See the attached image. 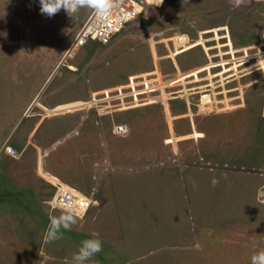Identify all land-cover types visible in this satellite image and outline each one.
I'll return each mask as SVG.
<instances>
[{"label": "rangeland", "instance_id": "obj_1", "mask_svg": "<svg viewBox=\"0 0 264 264\" xmlns=\"http://www.w3.org/2000/svg\"><path fill=\"white\" fill-rule=\"evenodd\" d=\"M139 1L135 25L67 58L93 8L73 18L61 8L48 17L39 0H0V264H71L93 232L102 250L89 264H251L264 250V71L244 72L239 84L227 85L241 88L227 95H241L228 100L239 105L233 108L200 113L196 93L215 80L202 79L201 44L263 42L264 0H190L177 12L173 0ZM175 35L193 44L176 55L177 66L165 45ZM209 99L204 95L202 103ZM46 109L54 114L25 134ZM122 122L130 132L118 136L113 127ZM89 123L93 137L103 135L98 147L85 141ZM173 132L194 137L176 140ZM6 143L21 156L3 159ZM176 165L194 166L207 185L199 208L186 191L192 171L171 175L169 184L162 175L144 176ZM59 180L95 192L99 205L46 243L49 217L60 215L47 203ZM117 210L129 219L119 223Z\"/></svg>", "mask_w": 264, "mask_h": 264}, {"label": "built area", "instance_id": "obj_2", "mask_svg": "<svg viewBox=\"0 0 264 264\" xmlns=\"http://www.w3.org/2000/svg\"><path fill=\"white\" fill-rule=\"evenodd\" d=\"M110 5L106 14H98L94 9L89 15L85 23L81 26L75 38L69 45L66 57H72L77 54L81 49L91 42H100L101 44L109 43L114 37L122 33L127 27L135 25L139 20L143 11V5L139 0H106ZM227 35L224 43H228L229 35ZM186 37V38H185ZM175 35L169 38V43H165L167 50L169 51L170 58L175 66L176 55L178 52L190 47L191 42L187 36ZM214 37V36H213ZM206 38V37H205ZM211 38L207 37L206 39ZM263 42L255 44L254 46L235 48L232 46H218L219 40H212L210 42H216V44L209 45L210 42H204L201 46L204 47L207 54V64L203 66L202 70L206 73L202 79H215L213 83L201 84L197 87L196 93L199 94L198 106L199 112H203L201 109L206 108L208 111L203 113H209L212 111L217 112L233 108L237 105H229L228 100L239 98V96L231 95L227 98L228 94H234L235 92H241L239 86L228 87L231 82L237 81L239 84V78L244 74H250L254 70L262 69L264 71V36H262ZM217 46L213 49H207L208 47ZM227 47V50L221 51L220 48ZM217 49V53L210 54L208 52ZM249 50H252L250 52ZM65 57V58H66ZM218 58V59H217ZM254 59H258L254 62ZM158 64L156 63V67ZM155 72V71H154ZM213 72V73H212ZM240 73V75H238ZM213 75V77H211ZM212 82V81H211ZM203 95H209V102L205 105L202 104ZM173 95H169L171 98H175ZM234 96V97H232ZM223 103L225 105H223ZM189 108V107H188ZM198 112V113H199ZM114 134L118 136H125L130 132V126L126 122L117 123L113 127ZM4 151L13 158H19L21 152L12 144H4ZM56 191L53 197L47 202L51 208L61 210L66 203H71L79 210V219H84L88 213L96 206L99 205V201L95 197V192L91 195H87L79 189L69 185L66 182L59 180L54 183ZM96 190V189H95Z\"/></svg>", "mask_w": 264, "mask_h": 264}, {"label": "clouds", "instance_id": "obj_3", "mask_svg": "<svg viewBox=\"0 0 264 264\" xmlns=\"http://www.w3.org/2000/svg\"><path fill=\"white\" fill-rule=\"evenodd\" d=\"M42 14L52 17L61 8L72 17L79 9L93 8L98 14H106L110 5L106 0H39ZM213 184L217 183L215 179ZM79 219V210L71 203H66L60 210V215L50 216L43 239L46 243L54 242L63 235L62 229L71 230ZM102 250V240L98 233H91L89 238L80 242L76 252L72 254L71 264H89L92 258ZM251 264H264V250L258 251L251 256Z\"/></svg>", "mask_w": 264, "mask_h": 264}, {"label": "crops", "instance_id": "obj_4", "mask_svg": "<svg viewBox=\"0 0 264 264\" xmlns=\"http://www.w3.org/2000/svg\"><path fill=\"white\" fill-rule=\"evenodd\" d=\"M165 1H167V0H165ZM188 1H190V0H173L172 1V5H173V8H175L173 11L174 12H177L178 10H184V9H186V8H188V6H185V3H187ZM187 48H189V47H187ZM81 96H83V94L82 95H76V99H73V100H70V101H67V102H73V101H77V100H83V98H85V97H81ZM204 96V95H203ZM203 96H201L202 97V101H203ZM209 96V95H208ZM61 104V103H60ZM203 105H204V103H202ZM203 112H204V110H205V108H202L201 109ZM46 111H47V114L46 115H44L43 117H45V118H43V119H40L39 121H38V123H36V125H34V127L32 128V129H28L27 131H26V133L25 134H27L28 136H30L34 131H36L37 129H39L40 128V126H41V124L43 123V120H45L46 118H48L49 116L48 115H53L54 113H52L51 114V112H54L55 111V109H46ZM208 111V110H207ZM218 111V110H217ZM50 112V113H49ZM190 114H191V116H190ZM46 116H48V117H46ZM184 115H182V116H180V117H183ZM187 116H190V117H192V113H191V111H189V114H187ZM176 117H173V119L172 120H174ZM192 122H193V119L191 120ZM194 123V122H193ZM93 128H94V125L93 124H91V123H89L88 125H87V128L85 129V133H84V138H85V141L88 143V145L87 146H91V147H93V145L95 146V147H98L99 146V140H102L103 139V135L101 136V138H96V137H93L91 134V132H92V130H93ZM90 133H89V132ZM195 133L198 135L197 137H200L201 135H200V133L198 132V131H195ZM194 133H189V134H187V135H174V132H173V136H172V138L173 139H176V140H182V139H189V138H193L194 136ZM17 140L18 139H15L14 140V143L16 144L17 143ZM98 141V142H97ZM96 142V143H95ZM103 152H104V150H103ZM7 156H8V154L7 153H5L4 152V155L2 156L3 157V159H7ZM104 156H105V158H107V156H106V153H104ZM176 166H179V169H177L175 166H173L172 168H167V169H162V171L160 172H158V171H151V172H146L145 173V175L144 176H146V177H148V176H151V175H155V176H163L161 179H163V183L164 184H169V183H171L170 181L172 180L171 179V175H178V174H180V173H184V172H186V171H192V173H193V175H194V177H195V174H196V168L194 167V166H186V165H176ZM100 170H102V167L101 168H97V173H96V181L98 182V178H99V171ZM105 171H108V169H104ZM112 170H117V169H112ZM3 173H4V171H1L0 170V174L1 175H3ZM139 173V172H138ZM139 175H141V174H139ZM143 176V177H144ZM139 177V176H138ZM100 178H101V176H100ZM99 178V179H100ZM0 179H1V176H0ZM95 179V178H94ZM1 181V180H0ZM15 184V183H14ZM98 184L100 185L101 183H99L98 182ZM98 185V186H99ZM211 184H209V186H210ZM98 186H97V191L99 190L98 189ZM184 186H185V184H184ZM207 187V185L205 184V183H201V181H199L198 182V180H197V178L195 177L194 178V180H193V183H191V185L190 186H187L186 187V191L187 192H189V190H190V193H192L193 194V196H194V201H195V203L198 205V208H199V206L201 205V203L203 202V200H204V197H206L205 196V194H204V190H205V188ZM7 188V187H6ZM1 190H3L2 188H0V191ZM4 190H7V189H4ZM15 192V191H14ZM136 194V193H135ZM135 194H134V196H135ZM106 204V209H108V210H110L111 209V207H109L108 206V202H106L105 203ZM190 206V205H189ZM95 208V207H94ZM104 209H105V207H103ZM117 208V207H116ZM116 217H118V220H119V223H121V220H122V223L123 222H125V219L126 218H128V217H126V216H122V215H120L119 214V212H118V210L116 211ZM5 218H7V216H5ZM5 218H2L1 217V222L4 224V221L5 220H8V219H5ZM12 218H13V216H12ZM129 219V218H128ZM12 222V221H11ZM1 223V224H2ZM5 223H7V221H5ZM129 223V222H128ZM12 224V223H11ZM126 255V254H125ZM137 255H140V254H137Z\"/></svg>", "mask_w": 264, "mask_h": 264}, {"label": "bare ground", "instance_id": "obj_5", "mask_svg": "<svg viewBox=\"0 0 264 264\" xmlns=\"http://www.w3.org/2000/svg\"><path fill=\"white\" fill-rule=\"evenodd\" d=\"M194 45H195V44H194ZM190 47H191V46H190ZM192 47H193V46H192ZM186 49H187V48H186ZM186 49H185V50H186ZM188 49H189V48H188ZM185 50H183V51H185ZM183 51H180V52H178V53H182ZM58 182H59V181H58ZM54 183H55V182H54Z\"/></svg>", "mask_w": 264, "mask_h": 264}]
</instances>
